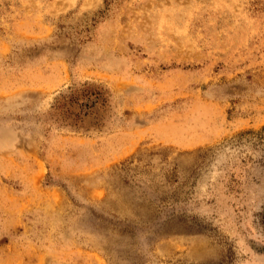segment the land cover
Segmentation results:
<instances>
[{
    "label": "rangeland",
    "instance_id": "obj_1",
    "mask_svg": "<svg viewBox=\"0 0 264 264\" xmlns=\"http://www.w3.org/2000/svg\"><path fill=\"white\" fill-rule=\"evenodd\" d=\"M0 264H264V0H0Z\"/></svg>",
    "mask_w": 264,
    "mask_h": 264
}]
</instances>
